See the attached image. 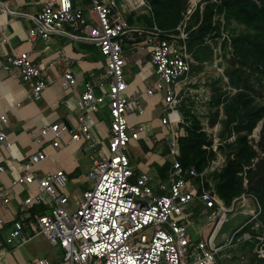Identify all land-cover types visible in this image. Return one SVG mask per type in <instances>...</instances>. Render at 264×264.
Masks as SVG:
<instances>
[{
	"label": "built area",
	"instance_id": "built-area-1",
	"mask_svg": "<svg viewBox=\"0 0 264 264\" xmlns=\"http://www.w3.org/2000/svg\"><path fill=\"white\" fill-rule=\"evenodd\" d=\"M85 10L94 17L86 18ZM13 13L32 20L28 29L31 40L40 37L47 41L54 34L67 35L97 46L105 58V76L95 83H84L77 102L78 124L72 127L65 121H55L32 132L40 145L49 141L60 146L67 136V142L83 144L84 149L91 151L90 168L84 178L92 180V186L73 205L65 190V169L47 170L37 176V165L47 157L44 147L31 153L21 164L23 173L11 180V187L36 183V190L24 198V204L49 207L36 220H29L27 226L34 232H43L52 244L63 249V255L57 260L39 258V264H229L234 260L245 264V254L237 259L235 249L247 243L252 244L258 257L264 258V224L259 219L262 205L258 197L243 191L226 203L216 193L208 177L221 170L224 158H213L202 171L194 165H184L180 159L179 139L185 135L188 124L180 106L192 69L188 31L182 21L175 31L164 30L155 21L130 23L129 14L152 15L148 0H90L87 4L46 0L36 14ZM129 47L146 49L155 76L144 92L161 95L160 121L164 133L157 138L164 139L167 145L169 167L160 179L147 170L138 172L128 154L131 142L145 137L146 130L143 121L128 119L134 111L136 115L146 112L125 76ZM6 60L3 67L11 71L16 67L23 79L31 81L29 96L40 98L47 84L45 71L30 52L9 54ZM215 65L221 70L219 61ZM76 81L70 70L64 71L66 87H73ZM103 107L110 118L106 139L97 138L85 119L87 113ZM7 120L6 113L0 112V141L5 143L8 135L3 126ZM203 146L216 150V138L211 145ZM4 171L0 164V202L9 203L12 191L4 184ZM197 216L205 220L209 231L204 235L201 230L199 237L193 238L187 225ZM227 221L229 230L222 233ZM3 224L0 216V228ZM25 226L23 220H14L5 241H26Z\"/></svg>",
	"mask_w": 264,
	"mask_h": 264
},
{
	"label": "crops",
	"instance_id": "crops-1",
	"mask_svg": "<svg viewBox=\"0 0 264 264\" xmlns=\"http://www.w3.org/2000/svg\"><path fill=\"white\" fill-rule=\"evenodd\" d=\"M45 1L0 0V112H5L8 118L3 126L8 135V142L0 141V164L5 167L2 173L4 184L12 191L9 203L0 202V216L4 220V226L0 228V264H39V258L57 260L63 255V249L52 244L43 232H34L27 226L29 220H36L37 216L49 207L46 204H24V198L36 190V183H20L11 187L12 178L23 173L21 164L41 147L45 148L47 157L37 165V176L47 170L63 168L68 176L78 172L80 177L84 178L85 171L82 169L91 163V151L84 149L83 144L67 142V136L60 146H55L49 141L40 145L32 136L34 130L55 121H65L72 127L76 126L79 122L77 102L84 90V83H95L105 76L104 55L93 44L62 34H54L47 41L40 37L36 40L29 39L28 29L33 24L32 20L13 11L36 14ZM83 2L87 4L90 0H75L76 4ZM84 15L87 18L94 17L89 10H85ZM66 27L71 30L68 25ZM21 51H29L31 58L45 71L47 84L38 99L29 96L31 81L23 79L16 67L14 71L3 67L7 63V55ZM126 56L128 69L125 70V76L131 83L130 88L135 89V94L140 100L147 102L148 108L154 100L156 106H153V110L158 109L157 106L161 109V95H146L144 92L152 79V72L145 65L149 56L146 49L129 47ZM135 67L138 68L137 71ZM65 70H70L76 77L77 81L71 88L63 84ZM95 90L97 93L101 92L97 86ZM152 112L146 111L144 115H136L137 120L146 124L145 137L131 142L129 147L141 148L142 157H145L143 166L134 168L138 172L147 170L155 179H160L163 178L162 166L169 162V155L164 139L157 138L164 133L160 121L162 112L159 116H151ZM105 118L109 125L110 118L105 107L98 112L86 114V122L91 125L97 138L109 135V126L106 135L101 127ZM196 218L200 222L197 232L202 230L204 235H207L209 225L201 217ZM16 219L24 221L26 226L23 231L27 240L17 239L14 243H7L6 235L14 227Z\"/></svg>",
	"mask_w": 264,
	"mask_h": 264
},
{
	"label": "rangeland",
	"instance_id": "rangeland-1",
	"mask_svg": "<svg viewBox=\"0 0 264 264\" xmlns=\"http://www.w3.org/2000/svg\"><path fill=\"white\" fill-rule=\"evenodd\" d=\"M185 7L182 24L187 30L188 24L194 22L191 13L200 5L202 8L206 3L205 0H181ZM192 9L191 13L188 10ZM87 18V17H86ZM214 23L218 29L205 37L202 42L196 43L190 51L192 57V69L190 72V81L185 86L184 96L181 102V110L184 115H195L201 126L213 139L216 138L217 147L215 151L216 158L228 159L232 156L238 147L236 141L239 135L246 134L250 144L257 151V156L253 159L250 166L252 171L249 176L244 175V186L248 189L249 184L264 191V115L252 131L248 132L246 125L243 129L238 130L237 127L242 122L247 123V117L255 110L264 107V76L257 70L240 64L234 52L232 38L246 31V26L234 19H227L224 13H215ZM147 59V60H146ZM145 65L150 68L152 78L155 74L152 71L150 57L146 58ZM219 61L221 70L215 65ZM150 64V65H149ZM221 64V65H220ZM128 69V66L125 67ZM137 71L138 68L135 67ZM145 110L151 116L161 115L160 106L153 110L156 102L153 100L152 105L148 108V104L143 99L140 100ZM149 109V110H148ZM229 112L233 113L235 120L229 125L226 123L229 118ZM136 118V112H132L128 119L131 121ZM102 130L104 135L107 134L108 122L102 120ZM261 124V126H259ZM215 132V135L212 133ZM106 139V136H102ZM128 154L132 160L133 167L141 168L144 164L145 157H142V149L139 147H129ZM249 166H246L247 169ZM90 165L83 168L82 171H89ZM209 181L214 183V174H210ZM92 186V180H86L80 177V173L75 172L68 176V184L66 189L72 198V204L76 205L82 197V192ZM260 201V200H259ZM262 205V204H261ZM195 209L194 207H192ZM263 211V206H262ZM241 217V215H239ZM202 223V220H200ZM198 218L194 217L189 223L188 230L193 238H198L197 229L200 227ZM230 222L227 221L221 229L222 233L229 230ZM251 227V226H250ZM252 228V227H251ZM235 252L240 259L242 253L245 254V264H264V261L253 252L252 244H244ZM229 264H241L239 261H231Z\"/></svg>",
	"mask_w": 264,
	"mask_h": 264
},
{
	"label": "trees",
	"instance_id": "trees-1",
	"mask_svg": "<svg viewBox=\"0 0 264 264\" xmlns=\"http://www.w3.org/2000/svg\"><path fill=\"white\" fill-rule=\"evenodd\" d=\"M152 6V15L147 13H133L127 16L130 23L151 24L153 21L167 31H175L176 26L182 21L184 5L181 0H148ZM204 7L198 5L191 13L193 23L188 24L187 45L188 49L198 42L205 40L214 29H218L214 23L215 13H224L225 17L234 19L246 26L243 31L232 38L234 52L240 64L257 70L264 76V0H205ZM264 115V107L255 110L249 117L247 123L242 122L237 127L241 130L245 127L248 132L252 131L259 119ZM233 113L229 112L226 123L229 125L235 120ZM187 125L186 133L179 139L180 159L184 165H194L198 171H202L208 163L216 157L212 147L209 149L203 145H211L212 139L201 126L200 120L195 115H185ZM238 147L232 156L225 160L221 170L214 171V190L226 202L247 191L253 193L260 200L263 211L259 219L264 224V191L249 184L248 189L244 186L245 173L249 176L252 171L253 159L257 151L249 142L246 134L238 136L236 141ZM264 163V158L262 159ZM246 166H249L247 169ZM169 162L162 166V177H165ZM209 188V182H206ZM258 259L264 261V258Z\"/></svg>",
	"mask_w": 264,
	"mask_h": 264
},
{
	"label": "water",
	"instance_id": "water-1",
	"mask_svg": "<svg viewBox=\"0 0 264 264\" xmlns=\"http://www.w3.org/2000/svg\"><path fill=\"white\" fill-rule=\"evenodd\" d=\"M205 4H206V3H205ZM205 4L203 5V7L205 6ZM259 126H261V124H260Z\"/></svg>",
	"mask_w": 264,
	"mask_h": 264
}]
</instances>
